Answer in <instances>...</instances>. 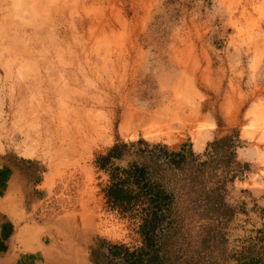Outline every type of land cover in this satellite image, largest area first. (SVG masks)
Segmentation results:
<instances>
[{
  "label": "rangeland",
  "instance_id": "rangeland-1",
  "mask_svg": "<svg viewBox=\"0 0 264 264\" xmlns=\"http://www.w3.org/2000/svg\"><path fill=\"white\" fill-rule=\"evenodd\" d=\"M145 3L149 4L144 9ZM0 7V15H7L3 3ZM138 7L135 72L128 71L126 79H167L170 85L192 80L204 98L203 113L214 124L203 150H197L189 138L166 146L176 150L189 144L194 153L202 154L208 143L236 131L243 144L238 160L249 163L255 172L240 181L252 180V186L235 182L237 191L229 202L241 199L242 190L264 193V0H151L139 1ZM129 14L131 19L132 12ZM4 76L0 66V94L5 95L0 109V180L20 173L26 189L10 204L0 199L5 214L19 224L16 254L30 264H92L90 248L99 239L131 249L140 247L138 225L106 204L109 177L95 163L117 141L140 139L130 141L116 133L112 144L94 149L89 157L81 151L63 156L56 153L52 169L41 159L23 157L16 151L22 135L12 127L24 100L17 98L21 104L20 100L11 104L8 91L13 88L18 93L19 81ZM31 80L26 84L37 87L39 83ZM66 80L76 85L72 79ZM44 81L47 85L48 80ZM256 113L261 115L259 120ZM21 117L24 121L25 116Z\"/></svg>",
  "mask_w": 264,
  "mask_h": 264
},
{
  "label": "bare ground",
  "instance_id": "bare-ground-1",
  "mask_svg": "<svg viewBox=\"0 0 264 264\" xmlns=\"http://www.w3.org/2000/svg\"><path fill=\"white\" fill-rule=\"evenodd\" d=\"M139 1L151 0H0L8 12L0 15V66L4 79L19 81L18 93L10 88L7 97L11 104L24 100L12 127L22 135L21 156L52 169L58 154L89 157L112 144L116 133L170 146L189 138L203 150L214 124L192 80L170 85L167 79H126L135 72ZM31 78L37 87L26 84ZM148 80L153 82L144 85ZM4 98L0 94V109Z\"/></svg>",
  "mask_w": 264,
  "mask_h": 264
},
{
  "label": "trees",
  "instance_id": "trees-1",
  "mask_svg": "<svg viewBox=\"0 0 264 264\" xmlns=\"http://www.w3.org/2000/svg\"><path fill=\"white\" fill-rule=\"evenodd\" d=\"M242 145L236 131L202 154L189 144L172 150L142 139L117 141L95 163L109 177L106 204L138 225L141 246L99 239L89 262L264 264V193L242 190L241 199L229 202L235 182L255 172L238 160Z\"/></svg>",
  "mask_w": 264,
  "mask_h": 264
},
{
  "label": "crops",
  "instance_id": "crops-1",
  "mask_svg": "<svg viewBox=\"0 0 264 264\" xmlns=\"http://www.w3.org/2000/svg\"><path fill=\"white\" fill-rule=\"evenodd\" d=\"M25 190V183L20 173H12L8 178L0 180V199L8 201L9 204L16 198H19L18 195L20 193L24 194ZM1 208L2 207H0V251L2 249H4V251L0 253V264H30L31 261H24V259L20 258V253L16 254L18 249L17 243L20 239L18 230L19 224L16 223V220H14L12 216L5 214V207ZM8 212L11 211L8 210ZM9 245L10 249L8 248Z\"/></svg>",
  "mask_w": 264,
  "mask_h": 264
}]
</instances>
